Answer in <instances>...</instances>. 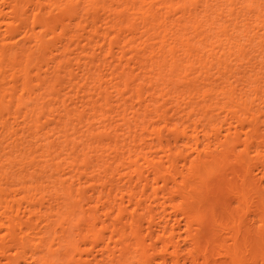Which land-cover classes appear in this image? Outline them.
<instances>
[{
    "label": "bare ground",
    "instance_id": "1",
    "mask_svg": "<svg viewBox=\"0 0 264 264\" xmlns=\"http://www.w3.org/2000/svg\"><path fill=\"white\" fill-rule=\"evenodd\" d=\"M0 264H264V0H0Z\"/></svg>",
    "mask_w": 264,
    "mask_h": 264
},
{
    "label": "rangeland",
    "instance_id": "2",
    "mask_svg": "<svg viewBox=\"0 0 264 264\" xmlns=\"http://www.w3.org/2000/svg\"><path fill=\"white\" fill-rule=\"evenodd\" d=\"M88 247H89V245H88Z\"/></svg>",
    "mask_w": 264,
    "mask_h": 264
}]
</instances>
